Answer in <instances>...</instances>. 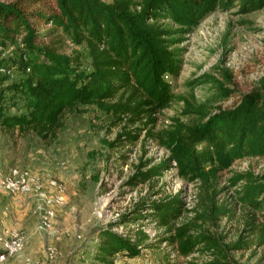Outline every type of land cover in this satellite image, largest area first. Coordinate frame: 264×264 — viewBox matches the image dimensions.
<instances>
[{"label": "rangeland", "instance_id": "rangeland-1", "mask_svg": "<svg viewBox=\"0 0 264 264\" xmlns=\"http://www.w3.org/2000/svg\"><path fill=\"white\" fill-rule=\"evenodd\" d=\"M45 7L37 4L29 10ZM160 23L173 32L178 70L175 75L164 76L173 94L172 102L150 120L132 125L116 120L97 104H87L65 112L53 136L0 127V264H103L97 252L98 236L105 231L132 241L141 231L148 238L138 257L116 255L112 264H207L212 260L208 253L180 257L166 241V229L150 216L152 204L178 196L182 212L173 223L181 226L193 219L191 210L197 200L198 184L177 175L174 163L168 162V151L156 136L164 134L176 120L193 125L204 114L233 109L244 95L259 88L264 79V5L244 12L237 1H231L228 7L218 6L190 27H179L166 19ZM45 43L76 60L80 71L91 70L85 45H75L59 31ZM21 50L18 37L15 43L0 46V58L17 57ZM225 74L231 77V83H227ZM212 79L224 83V88L231 91L229 97L221 99L217 95ZM18 80L19 75L14 73L6 83ZM6 104L12 114L24 112L19 94H7ZM203 149L201 145L198 151ZM164 163L159 175L143 183L133 181L137 174ZM11 170L38 178V192L44 193L46 199L40 201L36 191L20 195L5 190L2 182ZM247 172L263 176L264 157L237 160L220 173L217 203L226 205L231 213L217 225L205 228L222 244H235L240 237L249 243L246 250L230 252L233 264H264V245H257L249 225L252 214L236 194L240 184L230 183L235 174ZM49 182L56 183L62 191L49 186ZM59 194L63 197L61 204L56 203ZM37 203L52 212L45 230L38 229ZM254 217L259 220L257 214ZM15 239L21 248L7 255L5 246ZM146 244L152 247L146 248Z\"/></svg>", "mask_w": 264, "mask_h": 264}, {"label": "trees", "instance_id": "trees-1", "mask_svg": "<svg viewBox=\"0 0 264 264\" xmlns=\"http://www.w3.org/2000/svg\"><path fill=\"white\" fill-rule=\"evenodd\" d=\"M231 1H237L244 12L264 5V0H0V46L13 44L18 37L22 44L17 57L0 58V71L7 72L0 74V127L53 136L65 112L87 104H97L116 120L132 125L150 120L172 102L173 94L164 76L175 75L178 70L173 32L160 21L190 27L218 6L228 7ZM37 4L46 7L29 10ZM58 31L75 45L86 46L91 60L89 72L80 71L76 60L45 43ZM14 73L19 80L6 83ZM224 77L231 83L228 74ZM211 83L221 99L229 97L231 91L224 88V83L215 79ZM263 90L264 79L235 108L204 114L193 125L176 120L169 130L156 136L168 151V162L174 163L177 175L198 184L191 210L194 217L181 226L173 223L182 212L178 196L151 205L150 216L166 229V241L180 257L208 253L212 260L207 264H233L230 252L250 247L242 237L235 244H222L205 226L217 225L231 213L226 205L217 203L220 173L237 160L264 157ZM9 93L22 96L23 113L7 110ZM201 145L204 149L199 152ZM165 165L139 173L133 181H148ZM230 183L240 184L238 200L252 214L251 232L257 245L263 246L264 175L235 174ZM98 239L97 259L103 264H112L116 255L138 257L148 240L141 231L133 241L110 231L100 233Z\"/></svg>", "mask_w": 264, "mask_h": 264}, {"label": "built area", "instance_id": "built-area-1", "mask_svg": "<svg viewBox=\"0 0 264 264\" xmlns=\"http://www.w3.org/2000/svg\"><path fill=\"white\" fill-rule=\"evenodd\" d=\"M40 180L35 176H30L28 173H20L17 170H11L8 177H6L3 182V188L13 194L20 195H29L32 192H37V196L40 201H44L46 199V195L42 192H38L40 189L39 186ZM49 186L57 188L59 192L62 191V188L58 186L54 182H49ZM63 201V197L59 194L56 197V203L61 204ZM36 212L40 215V224L38 229L45 230L49 225V219L52 217V212H48L42 206V204L37 203L35 206ZM21 248V243L19 240H12L5 246V252L7 255H14ZM53 251H50V257H52Z\"/></svg>", "mask_w": 264, "mask_h": 264}]
</instances>
